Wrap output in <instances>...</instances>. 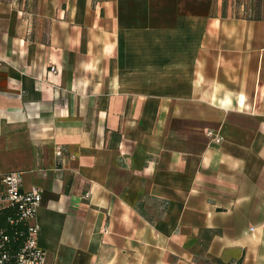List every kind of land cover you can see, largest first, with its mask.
Masks as SVG:
<instances>
[{
    "label": "crops",
    "instance_id": "1",
    "mask_svg": "<svg viewBox=\"0 0 264 264\" xmlns=\"http://www.w3.org/2000/svg\"><path fill=\"white\" fill-rule=\"evenodd\" d=\"M11 170L45 264H264V0H0Z\"/></svg>",
    "mask_w": 264,
    "mask_h": 264
},
{
    "label": "built area",
    "instance_id": "2",
    "mask_svg": "<svg viewBox=\"0 0 264 264\" xmlns=\"http://www.w3.org/2000/svg\"><path fill=\"white\" fill-rule=\"evenodd\" d=\"M50 71H56L50 66ZM211 141L219 142L221 136L208 131ZM61 149L56 150V155L61 154ZM41 200V190L32 187L24 190L21 186V172L11 170L0 174V208L12 205L17 208L19 219L26 223V236L21 249L15 254L13 263L8 261L6 252L2 249L6 236L0 231V264H45L44 251L37 244L39 224L35 221L37 207Z\"/></svg>",
    "mask_w": 264,
    "mask_h": 264
},
{
    "label": "trees",
    "instance_id": "3",
    "mask_svg": "<svg viewBox=\"0 0 264 264\" xmlns=\"http://www.w3.org/2000/svg\"><path fill=\"white\" fill-rule=\"evenodd\" d=\"M2 223V224H1ZM0 231L6 236L2 249L13 263L15 254L21 249L26 236V223L19 219L17 208L8 205L0 208Z\"/></svg>",
    "mask_w": 264,
    "mask_h": 264
}]
</instances>
